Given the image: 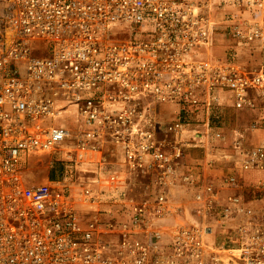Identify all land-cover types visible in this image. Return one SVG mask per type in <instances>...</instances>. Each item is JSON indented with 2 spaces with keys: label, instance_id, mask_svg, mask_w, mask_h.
Listing matches in <instances>:
<instances>
[{
  "label": "built area",
  "instance_id": "built-area-1",
  "mask_svg": "<svg viewBox=\"0 0 264 264\" xmlns=\"http://www.w3.org/2000/svg\"><path fill=\"white\" fill-rule=\"evenodd\" d=\"M207 4L0 0V264H264V216L233 172H264V144L209 142L224 106L264 113V68L217 55ZM240 18L233 38L264 48V21ZM190 148L236 167L185 172ZM38 155L63 184L27 181Z\"/></svg>",
  "mask_w": 264,
  "mask_h": 264
},
{
  "label": "rangeland",
  "instance_id": "rangeland-1",
  "mask_svg": "<svg viewBox=\"0 0 264 264\" xmlns=\"http://www.w3.org/2000/svg\"><path fill=\"white\" fill-rule=\"evenodd\" d=\"M194 2H199L201 4H207L210 8V15L213 16L216 23L219 25L216 34V53L218 56L228 57L229 59H235L244 69L248 71H254L264 68V48H262L258 43L248 44L246 41L240 43L237 39L233 38L232 24L239 22V17L241 24L254 23L256 20L264 21V13L257 12L253 10L251 13L248 11H238L235 8L228 6L225 0H193ZM240 23V22H239ZM240 26V25H239ZM126 36H117V38H125ZM75 109H71L70 114L73 113ZM169 111V110H168ZM166 112V117L168 121L175 116V114H170L171 112ZM177 109L174 110V113ZM163 117V115H162ZM200 118H196V120ZM75 121L74 118H72ZM211 125L213 127H218L221 132V136L217 137L213 135L209 138L211 145L227 150L229 147L234 131H241L246 139L247 145L256 146L264 144V113H255L252 111H238L232 107L224 106L222 108L221 114L218 118H213L211 120ZM204 152L199 149H188L186 151V157L183 163V169L185 172H191L198 177H221L224 173H229V170H233L236 165L230 163V159L224 160L223 162L217 163L215 165L208 164L203 160ZM24 174L28 182L34 184H57L64 182V176L68 172V167L63 165L57 160V156H47L38 155L32 156L27 159L26 164L23 166ZM236 177H239L242 186L240 195L249 202L254 203V208L262 213L264 216V192L260 191L259 182L264 179L260 177V173L263 172H240L236 168L233 170ZM71 172H69L70 174ZM68 174V175H69ZM251 174L258 175L259 179L257 184L251 182L249 185L246 182V178H252L249 176ZM89 175L81 172L77 174L72 181L78 183L79 185L89 183L92 181ZM241 177V178H240ZM243 177V179H242ZM71 183V182H70Z\"/></svg>",
  "mask_w": 264,
  "mask_h": 264
},
{
  "label": "crops",
  "instance_id": "crops-1",
  "mask_svg": "<svg viewBox=\"0 0 264 264\" xmlns=\"http://www.w3.org/2000/svg\"><path fill=\"white\" fill-rule=\"evenodd\" d=\"M261 175H260V177H264V172L263 173H260ZM251 178H252V180L253 181H251L250 179H247L246 178V182L249 184V185H251V182H255V184H257V181H258V179H259V176L258 175H255L254 176V174H251V175H249Z\"/></svg>",
  "mask_w": 264,
  "mask_h": 264
}]
</instances>
